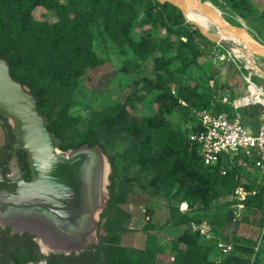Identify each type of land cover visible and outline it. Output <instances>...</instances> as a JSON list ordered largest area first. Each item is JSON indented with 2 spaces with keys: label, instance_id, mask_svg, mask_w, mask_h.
Returning a JSON list of instances; mask_svg holds the SVG:
<instances>
[{
  "label": "rangeland",
  "instance_id": "rangeland-1",
  "mask_svg": "<svg viewBox=\"0 0 264 264\" xmlns=\"http://www.w3.org/2000/svg\"><path fill=\"white\" fill-rule=\"evenodd\" d=\"M202 1L213 4L231 22L241 19L264 41V0H247L246 4L243 0ZM2 7L0 0V21ZM179 12L177 8H159L153 0H45L32 7L26 19L25 30L32 37L18 36L10 45L9 55L16 64L25 57L38 58L32 70L38 82L44 83L47 74L70 81L65 88L61 84L45 87V108L53 122L64 107L79 119L76 128L65 131L66 140L60 150L75 146L79 135L95 125L94 138L116 158L121 177L136 179L123 205L133 217L131 231L122 236L124 246L136 249L146 246L149 233L143 228L149 218V223L157 227L159 243L165 244L186 228L165 229L168 224H175L178 213L194 210L184 196H178L182 183L176 179L177 172L188 176L190 171L170 163V157L162 153L161 138L167 139L166 147L170 149L172 142L176 148V133L190 135V126L195 124L196 111L202 104L194 98L192 102L184 101L187 105L174 102L162 118L157 117L162 94L176 97L183 89L195 95L212 92L217 100L224 96L240 98L248 94L245 78L249 76L264 86V79L251 74L228 45L209 40L189 22L191 26L184 25L182 36L169 34L167 28ZM197 31L204 37H198ZM60 40L80 49L81 76H76L68 51L59 54ZM90 55L95 57L94 67L87 64ZM43 58L46 61L41 63ZM259 63L264 69V60ZM163 79L173 82L171 93L159 89ZM236 87H242L244 93L235 95ZM134 120H144L148 128L135 129ZM4 142L0 130V143ZM219 166L225 177L219 189L222 196H217V187L208 184L203 201L195 206L206 219L191 228L200 234L201 226L207 223L219 230L222 242L231 243L237 234L260 242L264 238V211L257 213L245 204L252 196L259 170L245 154L228 156ZM220 259L221 254L215 250L212 260ZM172 261V257L161 255L157 264ZM45 263L41 260L39 264Z\"/></svg>",
  "mask_w": 264,
  "mask_h": 264
},
{
  "label": "trees",
  "instance_id": "trees-1",
  "mask_svg": "<svg viewBox=\"0 0 264 264\" xmlns=\"http://www.w3.org/2000/svg\"><path fill=\"white\" fill-rule=\"evenodd\" d=\"M45 0H2L3 7L1 12L0 21V58L8 61L10 65L11 76L13 79L21 82L24 88L31 92L38 100L39 113L47 116L49 119V129L61 139V145L66 140L65 131L67 129L76 128L79 124V119L72 116L67 107H64L59 113V118L56 122H53L51 115L46 111V99L45 90L47 87H54L61 84L62 87L70 82L66 78H58L55 74H47L43 79L44 83L38 82L32 74V70L39 62L38 58L25 57L23 60L16 64L13 57L9 55L10 45L12 40L18 36L29 35L30 32L25 30L26 19L32 10V7L44 2ZM155 5L159 8L166 10L171 7L176 9L170 4L162 5L156 0H153ZM243 3H247V0H243ZM236 25L238 21L233 22ZM184 25H189L184 15L179 12L178 18L174 20L173 24L167 28L169 34H175L182 36ZM191 26V25H189ZM176 27V29H174ZM196 35L200 38L204 36L200 32H196ZM73 50L71 51V48ZM79 48H76L70 42L60 40L59 42V54L64 51H68L69 59L72 61L73 66L77 70L76 76H81L84 72L80 65L82 64L81 52ZM95 57L90 55L87 64L89 67L96 66L93 59ZM46 60L43 58L41 63ZM161 83V84H160ZM171 80H161L159 82V89L164 92L171 93ZM193 98L197 101V104H202L199 110H212L214 113L228 112L232 113V107L222 103L221 97L217 100L216 96L212 92H205L201 95H195L189 92V90L180 89L178 95L168 97L162 94L161 103L159 104V113L157 117L163 116V112L166 108H171L174 102L179 103L181 101L192 102ZM235 98L232 97V100ZM262 106H251L241 110L243 116V122L251 123V121L258 120ZM134 128H148L147 125L134 120ZM125 123V122H123ZM92 125L88 128L87 132L81 133L78 137V142L75 146H68L63 151H69L71 149H78L84 145L99 146L104 153L109 157L112 164L113 172L110 177L109 196L106 201V207L100 210L98 219L95 214V219L100 226V239L99 242L93 246H90L87 251L81 255L72 254L64 255L61 253H52L49 256H45L41 253L39 245L34 241V235L31 233L23 235H12L10 230H1L0 235L4 237V242L8 246L5 251L2 260L6 264H39L41 260H45L48 264H157L158 257L161 255H167L173 258L172 264H264V238L258 242V240L236 235L231 241L233 242V252L223 257L221 255L220 262H214L212 260L215 250L221 254L218 244L221 241V233L217 232L216 227L213 229V237L211 239H205L198 232H194L191 228L192 224H200L205 221V214L202 210L196 209V202L203 201V193L206 190L209 183L212 186L217 187L215 192L218 197L222 196L220 187L225 183V177L219 170V165L226 159L224 158L216 166L207 167L204 165L200 156V147L198 144L190 141L189 136L176 133L179 141L176 142V148L173 147L171 142L170 149L166 147L167 139L161 138L162 153H166V156L170 157L171 164L175 167H180L183 171L188 170L190 174L186 176L183 172L176 173V179L182 183L178 196L183 197L184 200L190 202L192 212H181L176 217V222L173 226H169V221L166 222L168 227L165 229L184 227L185 230L180 236L170 239L165 244H160L159 236L156 234V226L154 227L149 222L152 218H149V222L144 226L148 234V239L144 249H136L127 247L122 244V236L131 231L129 226L132 222V215L124 210L123 205L128 202L129 196L133 191V185L136 181L135 178H122L120 170L116 164V158L110 155L105 145L100 140H95L96 129ZM194 130H199L200 126L195 121L193 125ZM8 129L11 130L10 126ZM139 139L142 137L137 132ZM12 136H15L12 134ZM171 140V139H169ZM60 145V146H61ZM171 150L174 152L172 153ZM255 163V157H251ZM252 191H256V194L250 196L245 204L247 208L256 211H264V177L261 179L257 177L255 184L252 187ZM98 212V211H97ZM96 212V213H97ZM104 236L103 238L101 236ZM258 247V251L256 248ZM105 257V260L103 258ZM254 260V261H253Z\"/></svg>",
  "mask_w": 264,
  "mask_h": 264
},
{
  "label": "water",
  "instance_id": "water-1",
  "mask_svg": "<svg viewBox=\"0 0 264 264\" xmlns=\"http://www.w3.org/2000/svg\"><path fill=\"white\" fill-rule=\"evenodd\" d=\"M156 1L179 9L187 22L198 27L209 40L217 42L206 36L201 26L189 21L183 9L201 12L226 35L264 60V41L247 26L231 22L213 4L202 0ZM0 115L14 120L17 149L26 153L32 172L30 183L18 176L11 181V191L0 194V227H10L20 235L33 234L45 256L51 253L81 255L100 239L95 214L106 207L110 198L113 168L109 157L99 146L60 150L61 139L49 129L48 117L39 113L38 100L21 82L13 79L10 65L3 58H0ZM0 126L5 138V155L10 135L1 118ZM2 178L0 174V181Z\"/></svg>",
  "mask_w": 264,
  "mask_h": 264
},
{
  "label": "built area",
  "instance_id": "built-area-1",
  "mask_svg": "<svg viewBox=\"0 0 264 264\" xmlns=\"http://www.w3.org/2000/svg\"><path fill=\"white\" fill-rule=\"evenodd\" d=\"M246 79L248 94H243L240 98L224 96L222 103L232 107V113H214L212 110H197L195 119L200 126L199 130H194L190 126L189 139L199 145L200 156L205 166H216L228 156L255 157V166L260 172V177H264V86L253 81L252 77ZM187 105L184 101H181ZM262 106L259 116L260 126L257 132L250 131L243 122L241 110L251 106ZM256 191L251 192L255 195ZM200 234L205 239L213 237V229L207 223L201 226ZM218 248L223 257L233 252V243L220 241ZM32 264V263H30Z\"/></svg>",
  "mask_w": 264,
  "mask_h": 264
},
{
  "label": "flooded vegetation",
  "instance_id": "flooded-vegetation-1",
  "mask_svg": "<svg viewBox=\"0 0 264 264\" xmlns=\"http://www.w3.org/2000/svg\"><path fill=\"white\" fill-rule=\"evenodd\" d=\"M0 118L5 123L7 128L8 126H10L11 128V130L8 129L10 135V143H9L8 151L5 155H4V143L3 144L0 143V174L3 175L2 181H0V194H2L11 191L12 188L11 181L17 178L18 176H22L26 183H30L32 181V172L27 162L26 153L24 151L17 149V143H18L17 137L12 136V134H14V128H15L14 120L9 116L0 115ZM0 130L2 131L1 126H0ZM0 229L10 230L12 235L17 234L14 233L13 229L10 227H6V228L0 227ZM7 249L8 246L4 242V237L0 235V264H6V262L2 260V257L4 256L5 251ZM45 264H48V262H46Z\"/></svg>",
  "mask_w": 264,
  "mask_h": 264
},
{
  "label": "bare ground",
  "instance_id": "bare-ground-1",
  "mask_svg": "<svg viewBox=\"0 0 264 264\" xmlns=\"http://www.w3.org/2000/svg\"><path fill=\"white\" fill-rule=\"evenodd\" d=\"M183 12L187 19L201 26V31L210 39L217 41L218 44H226L237 59L245 65L246 69L251 71V74L257 75L260 78L264 76L263 72L257 69H263V65L259 63V58L240 41L226 35L222 29L218 28L215 23L206 15L193 8H185ZM237 25H245L241 19H237ZM187 205H184V209Z\"/></svg>",
  "mask_w": 264,
  "mask_h": 264
},
{
  "label": "crops",
  "instance_id": "crops-1",
  "mask_svg": "<svg viewBox=\"0 0 264 264\" xmlns=\"http://www.w3.org/2000/svg\"><path fill=\"white\" fill-rule=\"evenodd\" d=\"M244 89L242 87H236L234 88V94L236 95L238 92H240L241 94L244 93L243 91ZM233 96V95H232ZM231 97V96H230ZM239 98V97H237ZM245 124V123H244ZM245 126L252 132H257L260 126V122L259 119L258 120H254V123H246ZM173 239V238H172Z\"/></svg>",
  "mask_w": 264,
  "mask_h": 264
}]
</instances>
